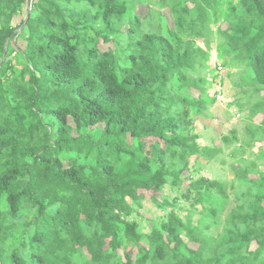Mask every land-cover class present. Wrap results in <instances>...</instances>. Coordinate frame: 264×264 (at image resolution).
Masks as SVG:
<instances>
[{
	"label": "trees",
	"instance_id": "16d2710c",
	"mask_svg": "<svg viewBox=\"0 0 264 264\" xmlns=\"http://www.w3.org/2000/svg\"><path fill=\"white\" fill-rule=\"evenodd\" d=\"M200 70L212 82L192 77ZM249 90L263 100L245 116L247 141L194 133L229 98L242 112ZM258 114L264 0H0V264H264ZM234 144L254 159L230 165L232 182L203 174L201 160L224 166ZM167 186L175 197L158 200ZM230 189L225 232L204 234ZM143 191L171 209L148 232L135 218Z\"/></svg>",
	"mask_w": 264,
	"mask_h": 264
},
{
	"label": "rangeland",
	"instance_id": "374dc122",
	"mask_svg": "<svg viewBox=\"0 0 264 264\" xmlns=\"http://www.w3.org/2000/svg\"><path fill=\"white\" fill-rule=\"evenodd\" d=\"M137 14H140L142 16H145L147 14V10L146 8H139L137 11ZM156 25H160V20L157 18L154 22ZM211 23V22H210ZM214 25V24H213ZM215 27H217L215 25ZM215 27H211L213 30L215 29ZM210 33V31H209ZM190 39L194 40V37H190ZM198 44L201 47H205V42L204 39L198 40ZM212 48L214 47V45H211ZM14 47L16 49H23L25 46L22 42H18L16 44H14ZM212 56L214 57L213 60L210 63V68H214L215 64L217 63L216 59H215V50H213L212 52ZM211 71V70H209ZM230 70H220L217 75L220 78H227V72ZM213 73V72H212ZM238 72H235L234 75L232 76V78H229L228 80H225L224 82V87L222 88V91H226V92H230V94H232L235 90H240L239 88L236 89V87L234 88L231 84V82L236 81ZM192 77L194 78H203V79H208L210 80V73L208 71L205 70H200L199 72H195V74H192ZM219 79L216 80L215 84L217 86V84H219ZM210 82H212V80H210ZM212 86V85H211ZM248 89V88H247ZM247 89H244V91H247ZM240 92V91H239ZM249 96L240 99V104L244 106L243 111L239 112V108L236 106H232L229 107L227 106L228 102H231V98H229L227 103H219L217 104V106H214L211 108V112L213 113V115H209L207 118H199V121L197 122V126L198 128H196V130L194 131V133H201L206 129V138H210V137H217V140H215V145L220 143V137L223 135H229V133H231L232 130H235L237 132V137L241 140V141H247L246 140V134H245V129L248 125V122L246 121V117L249 113V110L251 108V105L257 103V101L259 100H263V93H256L254 90H249L248 91ZM191 95L194 98L198 97V92L196 90H192L191 91ZM250 98V99H249ZM213 116V117H212ZM211 117V118H210ZM254 127L253 129H255L258 132V137H260V141H256V143L254 144L253 147V151L252 152H258V150L260 148L263 149L264 151V133L262 132L263 130L259 129L260 127L264 128V116L261 114L256 115L252 122H251ZM206 140L204 138H200L198 140L199 143L201 144H205ZM240 144H234L229 146L228 148L225 149V152L223 154V159L226 161V165H222L220 161H213L210 166H206L204 163V161L201 160V164H200V168L203 169V174H206L209 178H211L214 181H220V182H232L234 180V173L230 170V165L234 164L237 165H241L243 167L247 166L250 164V162L254 159V155L250 154L247 150V152L244 155H240L238 152V148H239ZM236 155H232V153H235ZM192 161L194 160V158L191 159ZM261 169L264 170V166L261 167ZM250 178H254L253 176H251ZM187 187V184L184 186H182L181 191H185ZM229 194H230V203L228 204V207L226 209L225 212L222 213V215H218V221L219 224H217V226H213L212 229L205 231L204 234L209 235V236H219V234L223 231L225 232V230H223V225L226 222V219L229 217V212L232 211V208H236V201L234 199V192L235 189H230L228 190ZM146 198L145 201L143 203V208L141 210H139L140 214L135 213V218L137 219V221L140 223L141 230L143 232H148V230L151 228L152 226V222L154 221H159L160 218L166 217V215L168 214V212L171 211L170 208L167 209V211L163 212L161 209L157 208L156 205H154L153 201L150 199L151 196L153 195V192H142ZM165 196V195H170L172 198L175 197V193L173 191H171L170 187L167 186L165 188V190L162 193H159L156 195L157 199H160V196ZM189 202H183L181 203V205L185 208H187V206L185 204H188ZM180 205V207H181ZM199 207V206H198ZM186 215V213L184 212V210H182L181 212V216ZM220 216V217H219ZM144 217V218H143ZM197 218V216H196ZM197 221V219H196ZM197 245L191 244V248H196ZM252 249L256 248V245H252L251 247ZM84 252L86 253V250H84ZM137 253L136 249L133 250L132 255L133 258L132 260L135 259V254ZM118 254L123 258V250H119Z\"/></svg>",
	"mask_w": 264,
	"mask_h": 264
},
{
	"label": "water",
	"instance_id": "95a60500",
	"mask_svg": "<svg viewBox=\"0 0 264 264\" xmlns=\"http://www.w3.org/2000/svg\"><path fill=\"white\" fill-rule=\"evenodd\" d=\"M30 10H31V9H30ZM30 10H29V13H28V20H29V17H30ZM6 52H7V46L5 47V52H4L3 61L5 60Z\"/></svg>",
	"mask_w": 264,
	"mask_h": 264
}]
</instances>
